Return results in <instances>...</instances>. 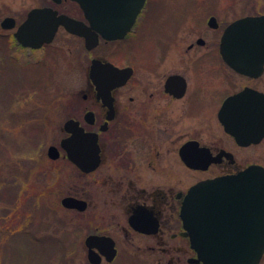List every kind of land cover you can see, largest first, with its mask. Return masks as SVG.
<instances>
[{
  "label": "flooded vegetation",
  "instance_id": "flooded-vegetation-1",
  "mask_svg": "<svg viewBox=\"0 0 264 264\" xmlns=\"http://www.w3.org/2000/svg\"><path fill=\"white\" fill-rule=\"evenodd\" d=\"M240 1L247 7L236 16L229 8L232 0H225L228 6L222 10L217 0L205 4L202 18L195 15L193 20L206 30L176 52V29L183 17L172 26V35L153 34L150 26L156 18L150 14L148 0L127 31L116 38L105 36L107 28L99 20L93 27L75 0H0V72H15L22 78L25 70H31L38 79L39 74L47 77L55 72L57 59L70 62L72 58L84 76L76 96L65 104L62 132L46 147V157L54 162L45 186L49 201L39 186L32 198L37 204L32 229L15 230L50 231L43 238L35 237L38 249L50 252L49 264H55L58 246L64 248V264L70 263L79 231L85 232L84 264H203L181 216L188 189L251 164L262 165L240 154L264 140L263 136L253 141L258 127L247 128V122H263L264 64L237 71L220 52L224 30L234 21L261 17L264 27V0ZM38 8L69 17L72 26L59 23L52 38L42 42L37 29L29 39L33 45L24 44L15 33ZM101 10L100 4L98 18L104 16ZM42 32L49 33L48 29ZM24 55L29 59L23 61ZM179 56L188 67H179ZM93 62L127 69V77L115 84L95 83L90 77ZM163 62L169 69L159 72ZM139 69L154 77L143 82L136 75ZM96 71L102 74L104 68ZM27 88L35 91L39 85ZM18 103L29 111L24 108L27 101ZM69 119L90 141L94 138L97 163L93 168L89 157L95 148H87L88 137L71 148L82 155L81 166L61 144L71 135L63 127ZM223 122L237 123L242 136L251 141L238 143ZM51 145L57 150L55 158L47 154ZM61 166L63 174L57 173ZM64 198L77 204L66 206ZM58 204L62 215L57 214ZM90 235L101 238L92 247L87 243Z\"/></svg>",
  "mask_w": 264,
  "mask_h": 264
},
{
  "label": "water",
  "instance_id": "water-1",
  "mask_svg": "<svg viewBox=\"0 0 264 264\" xmlns=\"http://www.w3.org/2000/svg\"><path fill=\"white\" fill-rule=\"evenodd\" d=\"M82 7L86 18L93 27L101 22L107 28L105 36L121 37L134 22L136 15L145 0H75ZM103 6V18H98V7ZM100 11V10H99ZM261 17H244L231 23L221 38L220 52L225 61L237 71L261 68L264 64V27ZM61 23L71 28V19L65 15H56L45 8L32 10L27 20L16 31L15 36L24 44L33 45V31L40 29V42L50 40L56 26ZM49 31L48 34L42 30ZM36 36V38L38 37ZM30 39V40H29ZM99 65V66H98ZM93 62L90 77L95 83L115 84L124 82L127 69H118L111 64L102 65ZM99 67L104 68L102 74L97 73ZM121 80V81H118ZM263 122H247V128L258 127L253 141L264 136V106L261 108ZM238 143L251 141L241 134V127L234 122H223ZM63 127L71 135L64 138L62 146L68 150V156L80 166L81 154L71 149L75 142L86 136L76 121L64 122ZM250 131V130H249ZM87 148H95L89 157L90 166L96 165V146L87 138ZM92 142V143H91ZM91 143V144H90ZM79 146V145H78ZM80 147V146H79ZM48 156L55 158L57 150L54 146L47 149ZM66 206L77 203L71 198L62 200ZM181 216L185 228L188 229L191 246L197 252L198 259L204 264H259L264 254V167L251 164L237 173L220 175L199 181L191 186L183 202ZM101 238L90 235L87 243L92 247ZM95 255L89 252L92 261Z\"/></svg>",
  "mask_w": 264,
  "mask_h": 264
},
{
  "label": "rangeland",
  "instance_id": "rangeland-1",
  "mask_svg": "<svg viewBox=\"0 0 264 264\" xmlns=\"http://www.w3.org/2000/svg\"><path fill=\"white\" fill-rule=\"evenodd\" d=\"M203 1L148 0L150 14L156 18L150 26L151 33L172 35V26L183 17L176 29V36L179 39L176 52L179 51V47H184L192 38L206 30L205 25L199 27L194 25L193 18L197 15L200 20L201 9L205 8V4H213L216 0ZM217 2L220 3V10L228 6L225 0H217ZM252 4H255L254 0ZM246 7L247 2L232 0V7L229 8L232 10V15L236 16L244 12ZM26 56L24 55L23 61L29 59ZM179 67H188L180 56ZM166 69L169 68L163 62L158 71ZM136 75L143 82L154 77L145 69H139ZM17 77L19 75L15 72L3 70L0 72V264H47L50 260L49 256L44 257V261H37L35 249L39 251V247L33 242L35 237L43 238L42 236L50 231H5V229L12 225L18 226L20 230L32 229L37 206L32 198L36 195V191L45 189V197L49 201L45 186H47L48 172L53 169L54 162L46 157V147L62 132L60 128L65 104L76 96L75 90L83 83L84 76L80 67L76 66L71 58L70 62L65 59L56 60L55 72L43 80L41 89L32 88L35 91H30L27 88L29 84L23 83L20 77L16 80ZM18 83H22L25 89L17 90L16 87H12V84ZM36 84L39 85L38 81L34 80L32 85ZM16 100L27 101L24 108L29 111L19 107L21 103H16ZM13 106L17 111L10 118L7 111ZM32 106H35L34 110ZM30 115H35L37 118H31ZM37 128L40 130L38 131ZM240 155L245 157L246 161H256L264 165V140L256 147L242 149ZM59 169L57 173H65L63 166ZM38 176L41 177L38 179ZM39 186L41 188L38 190ZM57 214H64L61 207L58 208ZM20 234H26L32 242H27L26 237ZM84 235V231H79L75 254L69 264H84L82 247ZM259 264H264V254Z\"/></svg>",
  "mask_w": 264,
  "mask_h": 264
},
{
  "label": "trees",
  "instance_id": "trees-1",
  "mask_svg": "<svg viewBox=\"0 0 264 264\" xmlns=\"http://www.w3.org/2000/svg\"><path fill=\"white\" fill-rule=\"evenodd\" d=\"M47 77H49V76H47ZM47 77H45V76H42L41 74H39L38 75V79H35L36 78V76H34L33 75V73L31 72V70H30V72L29 73H27L26 72V70H25V72L23 73V75H22V78H21V80H22V82L23 83H27V84H32L33 82H34V80H37L38 81V83H39V88L41 89L42 87H43V80L45 79V78H47ZM19 77H17V78H15L16 80H19L18 79ZM29 78V79H28ZM16 82H18V81H16ZM17 84H12V87L13 88H15V86H16ZM23 89H25V88H23ZM17 91V90H16ZM25 90H23V92H24ZM18 101H21V100H18ZM18 101L16 100V103H18ZM17 105V104H16ZM14 108V106L12 107V108H10V110H8L7 111V115L11 118L12 116H13V113H14V110L15 109H13ZM40 130V129H39ZM15 225V224H14ZM8 231H15V230H18V226H10V227H8ZM21 235V234H20ZM21 236H24V237H26L25 238V240H27V242H32L30 239H28V237L26 236V234H23V235H21ZM34 244H38L37 243V241L35 240V242H33ZM39 250V249H38ZM56 257H55V264H64V262H65V259H64V257H63V255H64V248H61L60 246H58L57 247V250H56ZM35 254L37 255V261H39V262H41V261H44V257H46V256H49L50 257V252H48V251H42V250H39V251H37V249H35ZM44 258V259H43ZM46 260H48V259H46ZM47 264H49V261H48V263Z\"/></svg>",
  "mask_w": 264,
  "mask_h": 264
}]
</instances>
